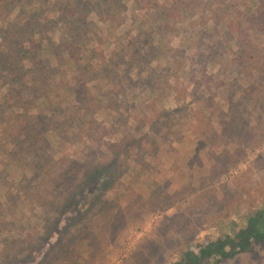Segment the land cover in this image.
<instances>
[{
    "label": "rangeland",
    "instance_id": "rangeland-1",
    "mask_svg": "<svg viewBox=\"0 0 264 264\" xmlns=\"http://www.w3.org/2000/svg\"><path fill=\"white\" fill-rule=\"evenodd\" d=\"M181 1H4L0 46L28 17L47 75L0 48V264H174L264 207V73L224 20L255 3ZM220 264H264V242Z\"/></svg>",
    "mask_w": 264,
    "mask_h": 264
},
{
    "label": "trees",
    "instance_id": "trees-1",
    "mask_svg": "<svg viewBox=\"0 0 264 264\" xmlns=\"http://www.w3.org/2000/svg\"><path fill=\"white\" fill-rule=\"evenodd\" d=\"M4 1L0 0V11L5 4ZM7 1L11 2V0ZM153 1L136 0V6H138L140 11H145L146 9L156 10L159 5H156L155 2L154 4ZM251 1L255 3L254 7L251 5L249 7L246 6V10L236 7L233 10V5H231L233 18L225 16L224 20L226 22L225 27L235 36L238 43V50L234 54L233 60L243 74L255 77L264 73V45L257 41V39L264 41V0ZM212 4H216V1H213ZM182 6L181 0H165V3L159 8L163 9L169 18H174L178 14H182L184 10ZM66 10L68 12L72 11L69 8H66ZM217 15L223 16L216 10L213 15L216 23L221 20V16L218 17ZM23 22V24L19 23L18 25L14 22L10 23V26L4 30V33H6L5 43L0 46L1 49L3 48L2 52L4 50L3 55L5 53L2 63L5 64L3 68L9 69L12 74L15 73L23 83L30 82V84H33V80L35 78L40 79L39 76L42 74H45L43 76V80H45L47 66L37 54H33V66H25L23 54L30 53L28 51L30 45L35 47L38 41L36 39L26 41L28 35H26L27 33L24 30H28L29 18L25 17ZM64 23L67 28L70 27L72 31H77L75 26L73 27V25L71 26L65 21ZM78 35H82V33ZM25 42H29L30 45L28 47L25 46ZM38 86L42 88L41 85L38 84ZM21 93L20 88L14 93V101L17 102L18 108L25 106ZM263 242L264 207H261L258 211L248 216L247 222L243 226H236L235 233H217L214 239L197 245V249H187L181 256L175 258L174 264H220L222 260L234 258L243 252L251 251L256 245Z\"/></svg>",
    "mask_w": 264,
    "mask_h": 264
}]
</instances>
